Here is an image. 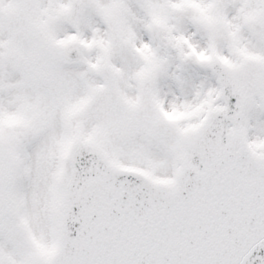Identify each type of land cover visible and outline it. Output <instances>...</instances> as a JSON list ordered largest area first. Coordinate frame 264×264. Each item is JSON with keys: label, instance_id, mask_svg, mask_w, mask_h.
<instances>
[{"label": "snow or ice", "instance_id": "obj_1", "mask_svg": "<svg viewBox=\"0 0 264 264\" xmlns=\"http://www.w3.org/2000/svg\"><path fill=\"white\" fill-rule=\"evenodd\" d=\"M0 264H264V0H0Z\"/></svg>", "mask_w": 264, "mask_h": 264}]
</instances>
